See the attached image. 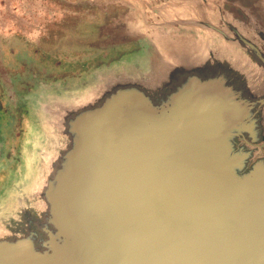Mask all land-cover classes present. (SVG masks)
Masks as SVG:
<instances>
[{
	"label": "water",
	"instance_id": "95a60500",
	"mask_svg": "<svg viewBox=\"0 0 264 264\" xmlns=\"http://www.w3.org/2000/svg\"><path fill=\"white\" fill-rule=\"evenodd\" d=\"M229 23L31 96L0 264H264V29Z\"/></svg>",
	"mask_w": 264,
	"mask_h": 264
},
{
	"label": "flooded vegetation",
	"instance_id": "af4514ba",
	"mask_svg": "<svg viewBox=\"0 0 264 264\" xmlns=\"http://www.w3.org/2000/svg\"><path fill=\"white\" fill-rule=\"evenodd\" d=\"M103 4V3H97ZM229 19L244 26L247 36L258 39L264 29V0H147L128 2V9L111 6L85 18L75 46L57 50L39 37L33 49L23 45L0 50V140L2 153H12L7 134L20 136L28 116L31 96L41 86L82 78L138 57L152 43L193 35L194 32H231ZM228 24V25H227ZM200 28H197V26ZM264 47V46H263ZM6 120V121H4ZM8 128H11L8 129ZM20 153V146H16ZM19 162V161H17Z\"/></svg>",
	"mask_w": 264,
	"mask_h": 264
},
{
	"label": "rangeland",
	"instance_id": "374dc122",
	"mask_svg": "<svg viewBox=\"0 0 264 264\" xmlns=\"http://www.w3.org/2000/svg\"><path fill=\"white\" fill-rule=\"evenodd\" d=\"M131 1L147 0H0V50H14L19 45L29 50L33 45L37 48L33 41L42 36L45 40L54 36L52 42L57 50L69 46L68 43L73 47L77 44L73 35L79 33L85 18L94 17L98 8L104 13L111 6L128 9ZM25 127L20 136L7 134L5 144L14 149L7 153V159L21 161L22 154L16 152V146L22 144Z\"/></svg>",
	"mask_w": 264,
	"mask_h": 264
},
{
	"label": "crops",
	"instance_id": "0c3cea01",
	"mask_svg": "<svg viewBox=\"0 0 264 264\" xmlns=\"http://www.w3.org/2000/svg\"><path fill=\"white\" fill-rule=\"evenodd\" d=\"M228 25V24H227ZM197 28H200V26L198 25ZM189 36V35H188ZM193 39H197V40H204V41H212L214 42L215 48L218 49V47H227V32H221L219 35L216 33H203V32H194L193 31V35H190ZM239 50V49H236ZM122 62V61H121ZM120 62V63H121Z\"/></svg>",
	"mask_w": 264,
	"mask_h": 264
}]
</instances>
